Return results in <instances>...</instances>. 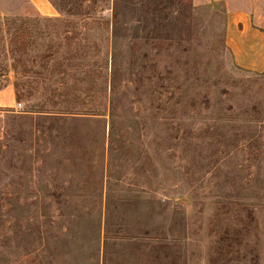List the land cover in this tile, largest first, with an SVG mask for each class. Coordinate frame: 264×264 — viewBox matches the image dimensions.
<instances>
[{"label":"rangeland","instance_id":"obj_1","mask_svg":"<svg viewBox=\"0 0 264 264\" xmlns=\"http://www.w3.org/2000/svg\"><path fill=\"white\" fill-rule=\"evenodd\" d=\"M223 1L0 0V264H264V53Z\"/></svg>","mask_w":264,"mask_h":264},{"label":"crops","instance_id":"obj_2","mask_svg":"<svg viewBox=\"0 0 264 264\" xmlns=\"http://www.w3.org/2000/svg\"><path fill=\"white\" fill-rule=\"evenodd\" d=\"M224 2L226 3V0ZM258 4L259 1L255 0H231V8L227 11L229 12L227 45L231 51L250 54L264 53V30L253 24V20L257 19L252 14L257 12ZM253 5L254 9L250 8ZM240 25H242L241 28ZM260 66L264 68L263 63Z\"/></svg>","mask_w":264,"mask_h":264},{"label":"trees","instance_id":"obj_3","mask_svg":"<svg viewBox=\"0 0 264 264\" xmlns=\"http://www.w3.org/2000/svg\"><path fill=\"white\" fill-rule=\"evenodd\" d=\"M117 6H118V2H115V10H116ZM113 24H114L115 33H116V30L118 29V26H119V15H118V12H115L113 14Z\"/></svg>","mask_w":264,"mask_h":264},{"label":"built area","instance_id":"obj_4","mask_svg":"<svg viewBox=\"0 0 264 264\" xmlns=\"http://www.w3.org/2000/svg\"><path fill=\"white\" fill-rule=\"evenodd\" d=\"M18 105H20V103Z\"/></svg>","mask_w":264,"mask_h":264}]
</instances>
